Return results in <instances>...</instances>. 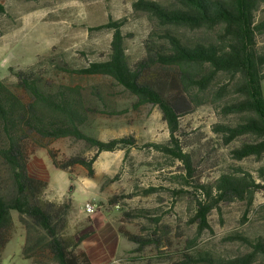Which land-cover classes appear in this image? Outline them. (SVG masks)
Masks as SVG:
<instances>
[{
	"label": "trees",
	"instance_id": "16d2710c",
	"mask_svg": "<svg viewBox=\"0 0 264 264\" xmlns=\"http://www.w3.org/2000/svg\"><path fill=\"white\" fill-rule=\"evenodd\" d=\"M5 2L0 0V15ZM263 5L264 0H172L170 5L138 0L133 10L146 14L155 26L145 41L144 57L136 63L131 64L127 55L123 33L127 19L122 18L91 29L113 33L104 58L76 66L53 49L50 56L28 68L11 69L16 82L0 83V251L9 241L12 213L16 212L26 232L23 255L34 264L45 257L54 264H92L87 253L79 249L80 241L68 235L71 204L49 201L48 184L28 174L38 138H71L95 150L90 159L73 157L63 163L50 152L53 166L64 172L81 166L93 178L100 154L149 147L180 162L186 171V177L180 178L188 183L196 169L191 155L184 152L182 119L208 105L222 119L212 131L224 145L246 139L232 151L234 160L263 158L264 16L259 17ZM179 30L201 36L184 38ZM61 76L108 79L135 98L133 108L157 106L169 140L139 146L132 136L102 141L89 134L96 116L122 114L117 110L116 96L103 84L86 88L64 83ZM154 192L149 189L145 194ZM189 193L198 195L193 197L197 235L186 241L169 264H264V235L229 234L223 242L238 248L229 257L197 249L199 237L211 230L210 215L222 206L241 202L245 205L242 225L254 214L264 227V205L255 210L256 196L264 193V165L255 173L233 167L213 182L197 183ZM124 217L127 221L144 219L155 226L160 223L151 210L129 211ZM120 233L136 246L133 252L138 255L148 247L160 249L168 243L154 231L145 235Z\"/></svg>",
	"mask_w": 264,
	"mask_h": 264
},
{
	"label": "rangeland",
	"instance_id": "374dc122",
	"mask_svg": "<svg viewBox=\"0 0 264 264\" xmlns=\"http://www.w3.org/2000/svg\"><path fill=\"white\" fill-rule=\"evenodd\" d=\"M138 0H6L4 13L0 15V83L13 85L16 80L10 70L25 69L39 59L56 53H64L67 60L76 66L104 58L110 50L113 33L107 30H91L110 20L127 19L123 28L126 35V51L134 64L145 54L144 44L154 29V22L133 10ZM170 5L172 0H151ZM264 16V5L259 17ZM186 38H198L201 33L179 30ZM264 42V37L261 40ZM60 80L72 85L90 87L103 84L115 95L118 115H98L87 132L102 141L132 136L139 146L164 144L169 140V131L157 106L145 105L133 108L135 98L108 79L61 76ZM264 93V81L262 82ZM221 118L208 106L182 119L184 152L192 158L195 177L187 183L184 166L153 148L143 147L102 153L94 164V176L81 166L70 172L56 169L49 157L54 153L58 162L73 157L90 159L95 150L86 143L71 138L52 140L36 139L38 147L30 157L28 174L48 184L46 198L49 201L69 202L68 235L80 241L79 249L89 256L92 264H169L185 247L186 241L197 235L193 223L194 203L189 195L197 183H210L233 167H242L255 173L264 165V157L243 161L232 158V151L246 139L240 138L224 145L221 137L212 131V126ZM149 189L156 192L146 195ZM184 192L183 194L179 192ZM189 194H187V193ZM94 203L98 211L93 215L85 212V205ZM264 205V193L255 200V210ZM151 210L160 219L159 226L147 220H126L124 214L134 210ZM245 205L236 202L222 206L209 217L210 231L198 239L197 249L210 251L216 256L229 257L238 250L223 239L235 231L250 237L264 235L262 221L251 214L242 225ZM13 227L9 241L0 251V264H34L23 255L26 232L16 212L12 213ZM133 235L156 232L167 239L166 247L154 246L143 254L133 252L136 246L120 231ZM168 260V261H167ZM167 261V262H164ZM39 264H54L48 257Z\"/></svg>",
	"mask_w": 264,
	"mask_h": 264
},
{
	"label": "built area",
	"instance_id": "2783aa9c",
	"mask_svg": "<svg viewBox=\"0 0 264 264\" xmlns=\"http://www.w3.org/2000/svg\"><path fill=\"white\" fill-rule=\"evenodd\" d=\"M98 211V206L94 203H87L85 205V212L88 215H93L94 213H96Z\"/></svg>",
	"mask_w": 264,
	"mask_h": 264
}]
</instances>
